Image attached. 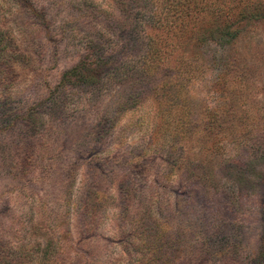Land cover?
Here are the masks:
<instances>
[{
    "label": "rangeland",
    "instance_id": "obj_1",
    "mask_svg": "<svg viewBox=\"0 0 264 264\" xmlns=\"http://www.w3.org/2000/svg\"><path fill=\"white\" fill-rule=\"evenodd\" d=\"M164 1L0 0L1 264H143L157 253L146 240L172 227V264H202L198 248L237 240L238 226L240 261L264 264V5L219 41L197 31L164 55L152 26ZM197 29L204 38L209 18ZM90 47L98 70L62 87ZM164 82L184 83L179 104L197 122L175 158Z\"/></svg>",
    "mask_w": 264,
    "mask_h": 264
},
{
    "label": "trees",
    "instance_id": "obj_2",
    "mask_svg": "<svg viewBox=\"0 0 264 264\" xmlns=\"http://www.w3.org/2000/svg\"><path fill=\"white\" fill-rule=\"evenodd\" d=\"M164 3V7L167 8L168 12L167 16L164 18V22L161 20H157L156 24L154 22L152 26L158 29L164 28V32H166V35H164L165 55L166 51H168L169 49L181 46L183 41L185 42L187 37L191 34L194 36L197 31L200 32L197 29L198 24L200 20L205 18H209V23L212 24V29L208 34H206V36H204V38H200V35L197 32L196 39L199 41L205 39H210L211 41H219L218 37L222 35L223 32L228 33L231 27H233L237 22L250 17H257L259 12L254 11L257 8L261 7L260 5H264V0H165ZM158 23L160 24L158 25ZM169 39H174L176 41H168ZM5 41L6 39L4 35L0 33V82H6L5 78H2L5 75V71L2 70V65L8 63L5 61V51L7 50ZM161 52L162 50L156 46L150 47L148 57L150 59H155L156 57L160 56ZM85 56L80 64L64 74V85H62V87H65L69 82H75L76 80H87L88 74L92 73L93 69L96 71L98 70V64L101 63L102 59L94 56L91 47L87 51ZM175 77L177 76L172 75L171 79ZM183 86V82H164V130L166 133L170 132L173 135V144L168 151L169 157L172 158H175L174 151L178 147L177 142L180 139L182 140L183 138H189L197 123H195V120L191 117V114H184L187 113L184 104H179L181 95L180 89L183 88ZM139 96H141V93L136 90L133 91V93L130 95L129 100H131L133 105L136 103V99ZM120 107V109H122L123 105H121ZM165 107L168 110H165ZM173 110H176L177 113L173 114ZM165 111H170V113L167 115ZM178 111L180 112V115ZM214 125L215 122H212L211 120L208 122V124H205V129L208 128L211 130ZM215 137L219 139L220 134L217 133ZM216 143L218 142H215V144H213L212 146L214 152H217L220 149V146ZM260 157L264 158V152L260 154ZM182 167H184L183 164H176L175 162L171 170L174 171L176 169H182ZM196 169L197 166H193V172L196 171ZM132 182L133 180L128 178L126 184L127 188L126 190H124V192H122L124 207L128 205L129 197L133 193L132 186L130 185ZM217 182V179H214V175L211 177L206 176L204 180L205 186L210 187L209 185H212L210 189H206L207 192L209 191L211 194H217L219 192L217 189ZM234 224L237 225L238 222L235 221ZM154 229H158V227L155 226ZM172 229L173 227L167 230L164 229V239L163 236L159 235L156 238L154 237L150 238V240H146L147 246L150 247L151 244L155 245V247L157 248V253L156 256L148 259L143 264L173 263L172 258H174L176 252L174 251L175 245L177 243H180L183 234H180L177 231L173 232ZM236 232L239 233L238 235H235L236 237H238V239H234V241L228 242L227 244L221 246H214L213 244H203L200 248H198V251H200L196 254L197 256H200L199 261H202V264H250L241 262L238 257V254H240V250H242L243 248L240 226L235 229V233Z\"/></svg>",
    "mask_w": 264,
    "mask_h": 264
}]
</instances>
